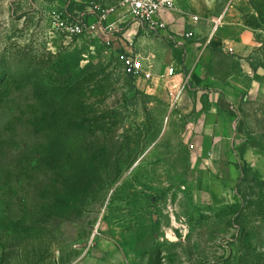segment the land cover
Segmentation results:
<instances>
[{
    "label": "rangeland",
    "instance_id": "374dc122",
    "mask_svg": "<svg viewBox=\"0 0 264 264\" xmlns=\"http://www.w3.org/2000/svg\"><path fill=\"white\" fill-rule=\"evenodd\" d=\"M195 1L264 37V0ZM122 3L0 0V264H264V120L226 186L123 72L101 28Z\"/></svg>",
    "mask_w": 264,
    "mask_h": 264
},
{
    "label": "crops",
    "instance_id": "0c3cea01",
    "mask_svg": "<svg viewBox=\"0 0 264 264\" xmlns=\"http://www.w3.org/2000/svg\"><path fill=\"white\" fill-rule=\"evenodd\" d=\"M159 18L166 27L146 32L124 10L110 14L108 21L122 28L121 36L112 39L113 48L140 55L150 65V79L135 77V82L157 88L164 100L173 96L169 107L175 105L185 117L184 137L204 167L223 176L226 186L235 184L239 162L250 166L248 160L261 152L248 143L245 129L260 127L264 120V37L232 13H216L195 0H181ZM187 31L192 37L184 38Z\"/></svg>",
    "mask_w": 264,
    "mask_h": 264
},
{
    "label": "built area",
    "instance_id": "2783aa9c",
    "mask_svg": "<svg viewBox=\"0 0 264 264\" xmlns=\"http://www.w3.org/2000/svg\"><path fill=\"white\" fill-rule=\"evenodd\" d=\"M181 0H123V7L129 19L135 21L140 28L146 32H154L166 27L165 23L159 18V13L163 11H172L178 8ZM107 15H102L96 22V24L89 25V32H92L94 27H101L100 23L106 20ZM197 20V17H193ZM221 16L217 17L212 22V29L215 30L219 25ZM71 33H79L83 29V25L80 22L71 23L69 25ZM103 31L109 33L112 30H117V25L114 22L106 21V23L101 27ZM107 35V34H105ZM193 33L187 31L183 34L184 38L192 37ZM102 39L108 43L107 37H102ZM131 45V42H128ZM120 64L122 70L125 74L135 77H143L145 79H150L151 74L148 71L150 65L144 63L143 58L140 55L134 54L133 52H122L120 54ZM173 73V68L168 69V74ZM183 86H181L182 88Z\"/></svg>",
    "mask_w": 264,
    "mask_h": 264
},
{
    "label": "trees",
    "instance_id": "16d2710c",
    "mask_svg": "<svg viewBox=\"0 0 264 264\" xmlns=\"http://www.w3.org/2000/svg\"><path fill=\"white\" fill-rule=\"evenodd\" d=\"M127 75H129V74H127ZM129 76H131V75H129ZM132 77V76H131Z\"/></svg>",
    "mask_w": 264,
    "mask_h": 264
}]
</instances>
